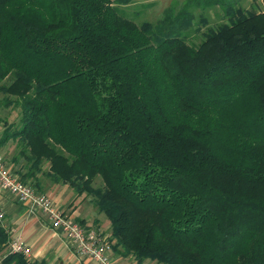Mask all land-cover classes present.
Instances as JSON below:
<instances>
[{"label":"trees","instance_id":"obj_1","mask_svg":"<svg viewBox=\"0 0 264 264\" xmlns=\"http://www.w3.org/2000/svg\"><path fill=\"white\" fill-rule=\"evenodd\" d=\"M131 1L0 0L9 169L90 197L113 252L138 263L264 264V10L185 0L138 24ZM213 7L224 21L189 43Z\"/></svg>","mask_w":264,"mask_h":264},{"label":"crops","instance_id":"obj_2","mask_svg":"<svg viewBox=\"0 0 264 264\" xmlns=\"http://www.w3.org/2000/svg\"><path fill=\"white\" fill-rule=\"evenodd\" d=\"M6 110L7 118L0 121V135L6 124L13 123V119L10 120L11 116L8 114L11 113L10 108ZM16 152L17 142L14 140L0 145V156L5 164L13 171H21V159L14 158ZM42 192L49 197L55 208L72 216L82 226L99 229L109 237L110 223L102 213L96 210L90 197L77 196L67 184H52L48 181L42 182ZM0 212L3 215L0 227L7 234L8 240L9 233L13 232L30 248L31 259H27L29 264L40 261H45L47 264H98L92 258L77 254L75 245L66 232L52 227L50 215L46 211L40 207L31 208L29 203L20 202L9 189L2 187L1 184ZM5 248L6 246L4 252L7 255ZM109 253L119 264H149L148 259L138 263L131 255H117L112 248Z\"/></svg>","mask_w":264,"mask_h":264},{"label":"built area","instance_id":"obj_3","mask_svg":"<svg viewBox=\"0 0 264 264\" xmlns=\"http://www.w3.org/2000/svg\"><path fill=\"white\" fill-rule=\"evenodd\" d=\"M0 184L9 189L22 203H29L31 208L40 207L50 215L51 224L54 228L62 229L75 245L77 254L89 257L98 264H119L110 255L111 244L107 235L93 227H84L71 216L64 214L55 208L49 197L33 189L28 184L22 183L17 175L12 172L0 156ZM0 212V219L2 218ZM10 239L6 243L7 254L18 253L25 257L31 256L30 248L23 243L15 233H9Z\"/></svg>","mask_w":264,"mask_h":264},{"label":"rangeland","instance_id":"obj_4","mask_svg":"<svg viewBox=\"0 0 264 264\" xmlns=\"http://www.w3.org/2000/svg\"><path fill=\"white\" fill-rule=\"evenodd\" d=\"M184 1L185 0H132L127 5H120L119 7L121 8V10L123 11L124 15L127 18L134 20L138 24L142 22L155 23L157 20L161 18L165 9L172 8L176 10L183 4ZM237 5L244 15H248L250 13L260 12L264 10V0H237ZM195 13L197 15V22L189 30L188 39H187L188 42L192 44H198L201 41L203 37L202 36L203 32H205L209 26H215L218 23L224 21L223 13L217 7L207 9L203 12L197 9L195 10ZM199 14H201L204 17L205 23L200 22ZM2 97L3 94L0 93V99ZM8 108H10L11 110V113H8L10 114L9 116H11L10 120L13 119V123H15L18 119V114H17L18 109L17 107H12V106L5 107L0 105V121H3V119L7 118L6 109ZM94 184L101 185L99 180H96ZM81 195L85 196L84 193ZM5 246L6 244L4 245L0 244V264H2L1 260L6 255L4 252ZM25 258L26 260L31 259L30 257H25ZM149 264H158V263L149 260Z\"/></svg>","mask_w":264,"mask_h":264}]
</instances>
